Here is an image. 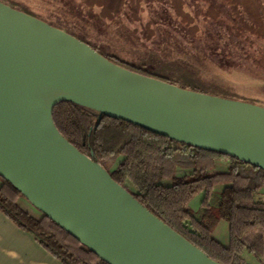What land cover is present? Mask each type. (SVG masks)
<instances>
[{"label": "water", "instance_id": "water-1", "mask_svg": "<svg viewBox=\"0 0 264 264\" xmlns=\"http://www.w3.org/2000/svg\"><path fill=\"white\" fill-rule=\"evenodd\" d=\"M67 93L42 110L23 84ZM66 100L264 170V106L121 66L86 42L0 1V176L108 264H222L164 223L57 129Z\"/></svg>", "mask_w": 264, "mask_h": 264}, {"label": "trees", "instance_id": "trees-1", "mask_svg": "<svg viewBox=\"0 0 264 264\" xmlns=\"http://www.w3.org/2000/svg\"><path fill=\"white\" fill-rule=\"evenodd\" d=\"M42 20L132 71L195 91L238 99L226 87L199 89L194 82L178 83L160 70L122 63L79 35ZM174 38L170 37L168 43L158 41L157 49L163 44L170 51L176 49L175 45L179 44ZM52 117L59 132L72 145L100 163L143 206L207 256L222 264H247L242 257V252L247 251L264 261V198L257 196L264 188L262 168L216 150L154 134L66 100L54 105ZM109 156L111 163L108 166L104 159ZM219 160L229 162L226 171H212ZM127 181H130V187ZM216 185H223L218 193L213 191ZM200 192L205 196L201 206L194 211L189 202ZM20 196L22 194L0 176V210L19 227L33 233L44 249L63 264H108L47 216L30 215L18 204ZM220 219L228 223V245L221 244L211 235Z\"/></svg>", "mask_w": 264, "mask_h": 264}, {"label": "rangeland", "instance_id": "rangeland-1", "mask_svg": "<svg viewBox=\"0 0 264 264\" xmlns=\"http://www.w3.org/2000/svg\"><path fill=\"white\" fill-rule=\"evenodd\" d=\"M0 1L79 35L122 63L160 70L199 89L226 87L239 100L264 106V0ZM170 37L176 49H157ZM104 160L109 166L110 156ZM198 200L194 196L189 206Z\"/></svg>", "mask_w": 264, "mask_h": 264}, {"label": "crops", "instance_id": "crops-1", "mask_svg": "<svg viewBox=\"0 0 264 264\" xmlns=\"http://www.w3.org/2000/svg\"><path fill=\"white\" fill-rule=\"evenodd\" d=\"M229 162L225 160L216 161L214 172H224L228 169ZM223 185L213 188L215 193L221 191ZM204 192L198 193V204L191 207L197 210L204 199ZM264 198V188L257 195ZM18 204L33 217L39 218L41 212L37 210L24 196L18 198ZM228 223L220 219L213 227L211 235L223 245H228ZM242 257L247 264H264L247 251L242 252ZM0 264H63L50 252L44 249L37 241L35 235L19 227L4 212L0 210Z\"/></svg>", "mask_w": 264, "mask_h": 264}, {"label": "bare ground", "instance_id": "bare-ground-1", "mask_svg": "<svg viewBox=\"0 0 264 264\" xmlns=\"http://www.w3.org/2000/svg\"><path fill=\"white\" fill-rule=\"evenodd\" d=\"M23 84L25 88L32 95L36 103L42 108V110L46 109L48 102L57 94L67 93L68 91L57 87L48 82L34 79V78H24Z\"/></svg>", "mask_w": 264, "mask_h": 264}]
</instances>
